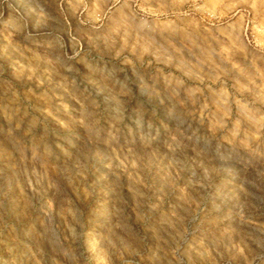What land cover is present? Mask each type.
<instances>
[{
  "label": "clouds",
  "instance_id": "1",
  "mask_svg": "<svg viewBox=\"0 0 264 264\" xmlns=\"http://www.w3.org/2000/svg\"><path fill=\"white\" fill-rule=\"evenodd\" d=\"M0 264H264V0H0Z\"/></svg>",
  "mask_w": 264,
  "mask_h": 264
}]
</instances>
